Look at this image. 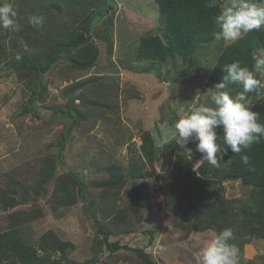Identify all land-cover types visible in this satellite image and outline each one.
I'll return each instance as SVG.
<instances>
[{"label": "rangeland", "instance_id": "1", "mask_svg": "<svg viewBox=\"0 0 264 264\" xmlns=\"http://www.w3.org/2000/svg\"><path fill=\"white\" fill-rule=\"evenodd\" d=\"M8 2L21 30L0 29V188L19 202L11 210L0 203V231L17 225L23 241L36 247L53 230L83 264H147L141 254L154 264H199L202 247L219 230L194 226L192 197L199 188L191 186L177 159L185 148L176 144L173 125L190 106L211 103L205 92L226 47L212 41L189 58H138L143 37L166 41L155 0ZM33 13L44 17L43 27L29 24ZM76 32L87 41L68 51L62 43ZM83 60L91 64L74 65ZM257 78L264 83V76ZM261 97L264 88L248 95L252 111ZM147 132L155 144L153 163L141 149ZM189 161L192 176L211 177L208 162ZM68 173L83 182L90 202L79 199L53 210L54 187L61 178L70 181L63 175ZM221 174L204 180L217 198L213 202L225 200L236 213L251 203L252 187ZM38 208L42 216L22 222ZM98 227L109 232L110 242H119L116 251L107 244L95 249L104 237ZM246 240L243 247L235 244L239 264H264V237Z\"/></svg>", "mask_w": 264, "mask_h": 264}, {"label": "trees", "instance_id": "2", "mask_svg": "<svg viewBox=\"0 0 264 264\" xmlns=\"http://www.w3.org/2000/svg\"><path fill=\"white\" fill-rule=\"evenodd\" d=\"M155 1L165 19L166 41L159 36L143 37L138 49V58L159 61H166L176 56L189 58L200 44L214 41L213 32L219 30L218 25L215 24V17L219 13L220 5H210L209 0ZM86 41L83 32H76L70 42L62 43V47L68 51L72 48L82 49ZM261 48H264V28L260 31L250 32L237 43L227 46L220 54L215 65L214 73L211 76L212 84L214 85L221 80L225 74L224 65L233 61L238 60L242 65L251 67L254 64V56L259 54ZM23 63L26 64L27 61H23ZM90 64V60H83L82 62L76 61L74 65L83 68L88 67ZM241 90L235 84L229 85L227 89L232 95ZM254 112L258 113L259 122L264 124V98L261 97L256 102ZM217 131V142L221 148L218 158L223 156V159H228V165H224L222 159L218 168L204 164L211 174V177H204V179H212L222 173L221 178L223 180H242L244 184L252 187L251 203L246 204L243 208L241 207V210L238 208L235 213L227 210L225 200L220 199L218 204L213 202V200L217 201V198L214 192L209 190L207 181L195 175L192 176L193 173H191L192 165L189 159L191 157L203 159L201 153L196 150L195 142L190 141L187 144V149L185 148V151L177 154V159L183 164L186 177H190L191 186L199 188L196 193H193L192 197V210L196 215L195 228L204 230L210 228L213 224L218 228V232L224 228H231L234 231L235 239L229 241V243L234 245L240 243L238 245L243 247L244 243L248 241L246 240L248 237L252 238L255 235L264 237V140L253 144L251 148L243 153L236 154L223 143L222 128ZM226 148V155H223ZM141 149L144 157L153 163L155 144L150 132L144 135ZM241 155L249 157V164H243ZM59 156L62 157V151ZM60 160L63 162V158ZM204 162L207 161L204 160ZM47 174L50 175V173ZM63 175L69 178L70 181L61 178L60 182L55 185L52 193L53 210L61 206L74 205L79 199L88 201L83 182L70 173ZM78 183H81V185ZM18 202L19 199L16 196L0 188V203L6 210H11ZM42 215L43 210L41 208L29 211L22 222L29 221L31 216L40 217ZM11 219L13 221L17 220L16 217ZM233 219H235V222ZM17 228V225H14L8 230L0 231V264H83L70 257V250L73 249L72 244L63 240L55 231L48 230L44 232L40 237L39 245L35 247L23 241ZM97 229L100 233H103L104 237L96 244L95 249L107 244L111 250L116 251L119 242H110L109 232L103 227ZM141 257L145 259L147 264H154L147 255L141 254ZM88 263L85 262L84 264Z\"/></svg>", "mask_w": 264, "mask_h": 264}, {"label": "clouds", "instance_id": "3", "mask_svg": "<svg viewBox=\"0 0 264 264\" xmlns=\"http://www.w3.org/2000/svg\"><path fill=\"white\" fill-rule=\"evenodd\" d=\"M17 11L8 0H0V29L19 32L20 24L16 20ZM29 24L41 28L44 17L40 14H30ZM217 31L213 32L214 41L227 47L243 39L248 33L264 28V0H227L220 6L215 17ZM24 51L29 50L28 44L21 40ZM17 56V59H20ZM224 75L221 80L208 88L210 104L200 103L189 107L180 115L173 125V138L180 148H186L189 141L195 142L196 150L202 158L213 167H220L223 156L218 144V129L223 130V143L233 153L241 154L253 144L264 140V124L258 120V113L252 111L248 94L257 93L264 88V83L257 75L264 76V48L254 56V64L249 67L240 61L224 65ZM237 85L242 90L232 95L227 91L229 85ZM227 148L223 155H226ZM243 164H249V157L241 155ZM235 239L233 229L224 228L202 247L199 264H239V249L230 244Z\"/></svg>", "mask_w": 264, "mask_h": 264}]
</instances>
